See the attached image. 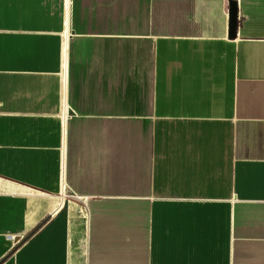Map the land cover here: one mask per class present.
I'll return each mask as SVG.
<instances>
[{
	"label": "crops",
	"instance_id": "0c3cea01",
	"mask_svg": "<svg viewBox=\"0 0 264 264\" xmlns=\"http://www.w3.org/2000/svg\"><path fill=\"white\" fill-rule=\"evenodd\" d=\"M230 1L74 0L65 44L64 0H0V264H264V0L236 38Z\"/></svg>",
	"mask_w": 264,
	"mask_h": 264
},
{
	"label": "built area",
	"instance_id": "2783aa9c",
	"mask_svg": "<svg viewBox=\"0 0 264 264\" xmlns=\"http://www.w3.org/2000/svg\"><path fill=\"white\" fill-rule=\"evenodd\" d=\"M73 8H74V0H64V32H63V38L65 40V44L68 43L70 37L73 35V29H72V19H73ZM68 114V109H67ZM69 196V192L66 189H63L62 196L63 202L64 198H67ZM62 200V199H61ZM82 213L87 217L88 211H87V205L85 204L82 208Z\"/></svg>",
	"mask_w": 264,
	"mask_h": 264
},
{
	"label": "water",
	"instance_id": "95a60500",
	"mask_svg": "<svg viewBox=\"0 0 264 264\" xmlns=\"http://www.w3.org/2000/svg\"><path fill=\"white\" fill-rule=\"evenodd\" d=\"M230 36L231 38L237 37L238 30V5L234 0L230 1Z\"/></svg>",
	"mask_w": 264,
	"mask_h": 264
},
{
	"label": "rangeland",
	"instance_id": "374dc122",
	"mask_svg": "<svg viewBox=\"0 0 264 264\" xmlns=\"http://www.w3.org/2000/svg\"><path fill=\"white\" fill-rule=\"evenodd\" d=\"M82 203L83 204H80L78 207V215H79V217H80V220H81V222L83 223V225L85 224H87V218H86V216H84V213H82V207L84 206V202L82 201Z\"/></svg>",
	"mask_w": 264,
	"mask_h": 264
},
{
	"label": "bare ground",
	"instance_id": "6f19581e",
	"mask_svg": "<svg viewBox=\"0 0 264 264\" xmlns=\"http://www.w3.org/2000/svg\"><path fill=\"white\" fill-rule=\"evenodd\" d=\"M59 206H60V204H58V205L56 206V209H58V208H59Z\"/></svg>",
	"mask_w": 264,
	"mask_h": 264
}]
</instances>
